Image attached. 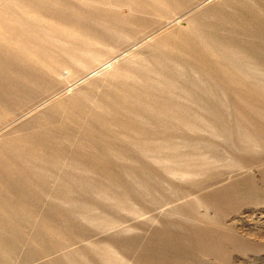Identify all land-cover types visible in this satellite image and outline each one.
<instances>
[{
    "label": "rangeland",
    "instance_id": "obj_1",
    "mask_svg": "<svg viewBox=\"0 0 264 264\" xmlns=\"http://www.w3.org/2000/svg\"><path fill=\"white\" fill-rule=\"evenodd\" d=\"M0 264H264V0H0Z\"/></svg>",
    "mask_w": 264,
    "mask_h": 264
},
{
    "label": "bare ground",
    "instance_id": "obj_2",
    "mask_svg": "<svg viewBox=\"0 0 264 264\" xmlns=\"http://www.w3.org/2000/svg\"><path fill=\"white\" fill-rule=\"evenodd\" d=\"M66 69V68H65ZM67 74V73H66Z\"/></svg>",
    "mask_w": 264,
    "mask_h": 264
}]
</instances>
